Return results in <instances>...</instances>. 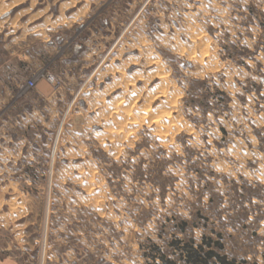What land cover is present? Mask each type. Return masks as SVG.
Instances as JSON below:
<instances>
[{
	"label": "rangeland",
	"instance_id": "374dc122",
	"mask_svg": "<svg viewBox=\"0 0 264 264\" xmlns=\"http://www.w3.org/2000/svg\"><path fill=\"white\" fill-rule=\"evenodd\" d=\"M11 57L0 257L182 264L219 234L263 264L264 0H0Z\"/></svg>",
	"mask_w": 264,
	"mask_h": 264
},
{
	"label": "trees",
	"instance_id": "16d2710c",
	"mask_svg": "<svg viewBox=\"0 0 264 264\" xmlns=\"http://www.w3.org/2000/svg\"><path fill=\"white\" fill-rule=\"evenodd\" d=\"M181 231H184L181 228ZM217 240L210 237H203L199 245L182 244L180 246L179 260L182 264H249L245 258L239 260L228 259L226 255L222 254L224 245L220 240L221 236L216 235ZM178 244L180 241H177ZM264 249V244H263ZM262 260L264 264V250L262 253ZM162 264H176L175 261L160 257ZM253 264H257L256 262Z\"/></svg>",
	"mask_w": 264,
	"mask_h": 264
},
{
	"label": "crops",
	"instance_id": "0c3cea01",
	"mask_svg": "<svg viewBox=\"0 0 264 264\" xmlns=\"http://www.w3.org/2000/svg\"><path fill=\"white\" fill-rule=\"evenodd\" d=\"M32 61L34 66H36V48H34ZM23 59L17 58H7L0 65V93L4 95V99L10 97L11 94L17 89L16 82H21V75L24 69L28 65H25ZM47 83V82H46ZM36 87V86H35ZM1 100V98H0ZM0 264H20L17 260L10 257H0Z\"/></svg>",
	"mask_w": 264,
	"mask_h": 264
},
{
	"label": "built area",
	"instance_id": "2783aa9c",
	"mask_svg": "<svg viewBox=\"0 0 264 264\" xmlns=\"http://www.w3.org/2000/svg\"><path fill=\"white\" fill-rule=\"evenodd\" d=\"M38 80H44L47 83H53L52 79L50 76L45 74L44 72H38L35 73L29 80H27L21 87L20 90H31L36 86V82Z\"/></svg>",
	"mask_w": 264,
	"mask_h": 264
},
{
	"label": "bare ground",
	"instance_id": "6f19581e",
	"mask_svg": "<svg viewBox=\"0 0 264 264\" xmlns=\"http://www.w3.org/2000/svg\"><path fill=\"white\" fill-rule=\"evenodd\" d=\"M136 91V90H135ZM138 91V90H137ZM128 92V91H127ZM133 94V93H132ZM130 96V95H129ZM132 96H134V94L132 95ZM131 97V96H130ZM146 108V107H145ZM146 113V112H145ZM160 125V124H159Z\"/></svg>",
	"mask_w": 264,
	"mask_h": 264
}]
</instances>
